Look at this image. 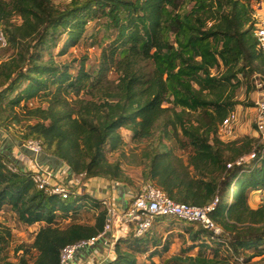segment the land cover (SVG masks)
Masks as SVG:
<instances>
[{
    "label": "trees",
    "instance_id": "1",
    "mask_svg": "<svg viewBox=\"0 0 264 264\" xmlns=\"http://www.w3.org/2000/svg\"><path fill=\"white\" fill-rule=\"evenodd\" d=\"M61 1L59 6L52 0H0L3 47L16 50L0 62V103L10 97L20 105L38 94L47 102L46 107L27 108L36 121L17 140L40 139L45 154L68 163L74 172L121 182L122 169L107 159L106 146L113 151L123 143V128L138 142L150 140L161 128L159 138L143 150L144 183L156 184L178 202L202 206L218 198L211 217L223 232L213 238L227 243L235 256L247 247L255 248L254 256L264 255V202L257 208L249 204V195L264 189V142H225L218 135L219 124L240 104V89L249 91L247 81L264 64L253 18L260 0ZM105 18L110 44L103 47L97 66L88 68L87 56L74 58V64L55 59L54 48L64 35L60 54L81 41L89 20ZM112 70L117 74L113 80L108 77ZM173 139L187 159L169 145ZM252 151L255 162L235 163ZM7 161L18 165V172L9 170ZM31 175L0 152V211L10 207L28 226L45 222L34 238V264H60L64 247L103 230L106 211L88 194L64 199H75L78 207L59 205L57 197L63 198L40 190ZM232 185L238 189L228 202ZM91 206H100L94 224L74 221L81 207ZM59 216L70 218V224L57 226ZM188 231L194 242L207 232L191 226ZM144 237L136 240L140 252L145 251ZM10 238V228L0 223V261ZM122 240L115 257L100 264H141L135 250L119 247ZM169 247L166 242L163 250ZM219 255V248L213 257L203 251L177 254L163 264H223Z\"/></svg>",
    "mask_w": 264,
    "mask_h": 264
},
{
    "label": "rangeland",
    "instance_id": "2",
    "mask_svg": "<svg viewBox=\"0 0 264 264\" xmlns=\"http://www.w3.org/2000/svg\"><path fill=\"white\" fill-rule=\"evenodd\" d=\"M55 5L61 6L64 1L61 0H52ZM191 4H187V8H190ZM264 15V0H260L255 3V13L253 18L257 21V18ZM105 19L96 20L92 19L87 22L86 32L81 39V41L75 45L71 46L67 49L64 54H60L59 52L62 50L64 43L67 40V36H63L62 39L58 42V44L54 48V56L55 59L60 61L61 63L72 62L74 58L78 60L83 57H88L87 59V67H95L96 64H99L100 56L102 53V49L104 46H108L110 44V40L108 39V34L104 28L103 23ZM5 46V45H3ZM1 44L0 47V62L8 59L16 50L14 48H5ZM48 57V56H47ZM73 63V62H72ZM78 64V62H75ZM74 64V63H73ZM75 66V65H74ZM76 67H72L70 69L71 72L76 71ZM215 71V70H214ZM109 79H115L117 74L112 70L108 74ZM253 80H248L249 83V91H247L246 87H242L240 89L237 100H239L240 104L237 105L236 110L239 114L236 126V138L228 137V138H220L225 142L242 140L243 142H248L249 139L254 140V146L257 144L263 143V137L257 132L256 126L254 123V111L253 106L255 102V93L257 92L256 82L259 80H264V64L259 66L258 72L253 74ZM252 83L254 88L252 87ZM25 84L21 85L16 92L13 93V97L16 93H18ZM3 88H0V94L2 93ZM73 97V94L70 95ZM41 105L43 107L47 106V102L43 100L41 95H36L28 99H22L20 105H15L12 103L11 98L7 97L0 103V128H3L6 133L10 136L12 135L14 138H19L24 136L28 132V126L35 122V119H30L27 113L28 107H35ZM162 129H155L150 140H143L142 142H138L134 140L133 133L126 128L120 130V133L123 136V143L113 151H110V146H106V156L107 159L111 162L119 163L122 169V177L124 178L121 186H119L120 198L119 200H123V205H127V195H124V187L129 186L132 191H137L141 188L142 184H144V180L142 178V172L145 169V165L143 164V150L148 148L150 142H155L157 138H159ZM1 139L4 140V136H1ZM23 141V140H22ZM175 140H169L168 143L170 146L174 147L175 153L178 155H183L184 159H187V154L185 151L181 150L177 146H174ZM253 146V147H254ZM1 147V146H0ZM13 147L12 142L5 143L4 147L0 148V152L3 155L10 157L11 150ZM150 148V147H149ZM255 148V147H254ZM229 152V151H228ZM48 155V154H46ZM43 159V157H42ZM54 158L49 160H43L44 163H53ZM255 161H250L247 164H252ZM124 184V185H123ZM238 187L236 185H232L230 189V197L229 201L233 199L235 196L234 191H236ZM126 191V190H125ZM128 193V192H127ZM59 205H66L67 207H78L79 204L75 199L64 201V199H60L57 197L56 199ZM264 202V189L254 191L249 195V204L252 208H257ZM100 212V206H91V207H81L76 216H73L74 221L81 223H91L94 224L97 214ZM157 221L155 219L150 231L151 233L142 238L144 239V252H140L138 250L139 244L136 242L138 237H134L133 234L122 240L119 247L122 249H132L135 250L136 257L138 262L141 264H151L152 260L156 262V264H163V262L169 259L171 256L182 254L183 256L187 255H197L201 251L206 255L213 257L215 255V249L218 248L221 251V255L217 258H224L223 264H264V255L254 256L253 254L256 252L255 248H245L240 256H235L233 253L227 250L228 244L221 243L222 239L213 238V233L207 231L203 236L202 240L192 241L193 235L188 231V228L191 226L194 230H198L200 227L196 225H192V223L183 220H176L173 218L167 217H157ZM71 221L70 218L66 216H59L57 218V226L60 228H65L68 226ZM0 223L7 226L11 230V238L9 244L6 248L5 258L0 261V264H22V259L25 258L26 264H34V261L37 257V251L33 248V242L36 233L40 230L42 226H45L46 223H37L33 226H28L24 223H21L12 209L10 207H4L3 210L0 211ZM224 240L228 241L230 238L228 234H224L221 236ZM157 239L158 244H154V240ZM166 242H169L170 247L168 251L163 250V246ZM132 244L135 246L131 247ZM83 256L87 257L92 249L86 248L81 250ZM85 254V255H84ZM155 254L151 259L150 255ZM228 257V261L227 258ZM103 258V257H102Z\"/></svg>",
    "mask_w": 264,
    "mask_h": 264
},
{
    "label": "built area",
    "instance_id": "3",
    "mask_svg": "<svg viewBox=\"0 0 264 264\" xmlns=\"http://www.w3.org/2000/svg\"><path fill=\"white\" fill-rule=\"evenodd\" d=\"M255 24L257 47L264 56V15L257 18ZM0 40L2 46L6 45L2 32H0ZM256 87L257 95L253 106L254 123L264 142V80L258 79ZM238 116L237 110L232 111L219 124L218 135L221 139L233 136L234 139L236 138ZM19 148L21 151L36 155H32L34 159L31 167L24 169L32 172V181L40 190L51 195H59L63 199H68L72 195L88 194L99 199L106 211L103 230L96 236L64 247L61 251L60 264H100L113 259L119 240L131 234L134 237H143L151 229L157 217L188 221L192 225L210 231L214 236H219L223 232L221 226L216 224L211 217V213L217 206L218 198L202 206L178 202L156 184L144 183L139 190L128 191L127 205L124 206L118 201L120 198L118 187L122 185L119 181L105 177H89L86 172L76 173L64 161L58 169L38 163L37 156L44 154V144L40 139L23 140ZM255 158L256 152L252 151L238 158L235 163L243 165ZM6 165L12 172L19 170L14 162L7 161ZM99 242L105 244V247H97L96 244ZM86 248L92 249V252L87 257H82L79 253Z\"/></svg>",
    "mask_w": 264,
    "mask_h": 264
},
{
    "label": "crops",
    "instance_id": "4",
    "mask_svg": "<svg viewBox=\"0 0 264 264\" xmlns=\"http://www.w3.org/2000/svg\"><path fill=\"white\" fill-rule=\"evenodd\" d=\"M257 95V92L255 93V96ZM7 131H5L3 128H0V148L4 147L5 143L7 142H12L13 143V147L11 150V154H10V158L12 160H16L23 168L27 167H31V164L33 163V159L34 157L32 156L31 153H27L24 151H21V148H19L20 144H21V140L20 142L17 140L18 138H14L12 135L10 136L8 133H6ZM1 136H4V140L1 139ZM53 157H50V159H52ZM42 158L38 159V163H42ZM54 162L53 163H42L45 166H51L53 169H58L60 167V162L57 161L55 158L53 159ZM124 185V184H123ZM126 189H124V195L127 194L128 191H130V187L129 186H122ZM126 190V191H125ZM118 193H119V187H118ZM120 196V193H119ZM119 203L123 204V200H118ZM97 247L99 248H104L105 244L99 242L98 244H96Z\"/></svg>",
    "mask_w": 264,
    "mask_h": 264
},
{
    "label": "water",
    "instance_id": "5",
    "mask_svg": "<svg viewBox=\"0 0 264 264\" xmlns=\"http://www.w3.org/2000/svg\"><path fill=\"white\" fill-rule=\"evenodd\" d=\"M33 156H36L34 154H32ZM43 157V160H49L50 159V156L49 155H46L45 153L44 154H41L39 156H37L38 159L42 158ZM56 159V158H55ZM42 160V163H44V161ZM57 161L60 162V164L62 163V161L56 159Z\"/></svg>",
    "mask_w": 264,
    "mask_h": 264
}]
</instances>
